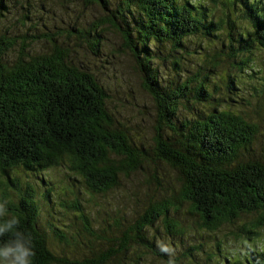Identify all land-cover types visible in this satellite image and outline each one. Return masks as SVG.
<instances>
[{
    "label": "trees",
    "instance_id": "1",
    "mask_svg": "<svg viewBox=\"0 0 264 264\" xmlns=\"http://www.w3.org/2000/svg\"><path fill=\"white\" fill-rule=\"evenodd\" d=\"M212 1L219 16L208 0H0V222L19 219L32 264H209L215 246L219 264H264V75L232 73L264 53V0ZM110 31L155 102L141 138L93 60ZM200 38L202 62L184 61Z\"/></svg>",
    "mask_w": 264,
    "mask_h": 264
},
{
    "label": "rangeland",
    "instance_id": "2",
    "mask_svg": "<svg viewBox=\"0 0 264 264\" xmlns=\"http://www.w3.org/2000/svg\"><path fill=\"white\" fill-rule=\"evenodd\" d=\"M208 1L211 6H213L216 15L219 16L220 12L215 7L213 1ZM219 7L222 11L224 10V7L220 3ZM108 40L112 42V49L113 46H115L116 50L115 52L112 50L111 54L110 50L106 47L102 57H94L93 60L96 62V69L101 77V81L106 83L109 93L112 94V98H110L109 103L116 104L115 108L120 113L122 119L125 120L126 124L129 125L128 127L131 128L132 135L141 138L143 136L144 122L152 123L153 125L155 123L153 122V118L155 116L154 112L156 109L154 106L155 102L153 101V97L150 96V94L147 93L143 88L142 76L136 67L134 57L132 56L130 50L128 48L120 49L121 42H123L121 37H119L114 31H110L108 33ZM207 43L208 40L204 38L197 39L196 42L193 43L190 42V46L188 48L190 53L187 54V58L184 61H189L192 58L193 63L194 61L201 63L202 55L199 52H195V46ZM212 43H214V41ZM215 44V46H218L217 43ZM255 51L258 50L256 49ZM107 53H110L111 55L107 56ZM218 70H221V67L218 68ZM232 73L241 77V79L247 80V78H250V82L256 81L258 78L264 75V53L254 54L249 64L242 68L233 67ZM243 93L247 95L250 93V91L249 89L244 90ZM159 166L161 165L159 164ZM14 174L17 177L22 178L23 181L28 176L27 171L23 168L17 172H14ZM67 174L68 169L65 166H61L58 170L52 172L51 176L55 178L56 183L61 185L62 180L67 177ZM37 183L39 182H36V184ZM52 187L54 195L57 197V195L61 192L58 187L54 185H52ZM8 189L5 190L4 194H1V197L6 195ZM11 190L13 191L14 195V190ZM76 192H78L80 195H83L84 192H86L87 195H94L96 193L91 192L88 183L80 181L79 179L76 184ZM110 193L111 192L109 191H102L101 198L104 202H109L112 204V197L110 196ZM18 194L19 191L16 195ZM60 200H62V198H60ZM76 215V211L70 210L66 214V220L74 221L77 219ZM221 246L224 248V250L231 249L226 243H221ZM170 251L172 252V247ZM184 257H187V255H184ZM207 260L209 264L223 263L222 257L216 250V246L208 251Z\"/></svg>",
    "mask_w": 264,
    "mask_h": 264
},
{
    "label": "clouds",
    "instance_id": "3",
    "mask_svg": "<svg viewBox=\"0 0 264 264\" xmlns=\"http://www.w3.org/2000/svg\"><path fill=\"white\" fill-rule=\"evenodd\" d=\"M6 215L4 204H0V217ZM17 217L0 222V235L13 232L14 239L9 243L0 246V264H32V258L35 256L30 236L16 229L19 224ZM15 230V231H14ZM162 252L169 253L168 246L158 244ZM168 264H175V261L169 259Z\"/></svg>",
    "mask_w": 264,
    "mask_h": 264
},
{
    "label": "bare ground",
    "instance_id": "4",
    "mask_svg": "<svg viewBox=\"0 0 264 264\" xmlns=\"http://www.w3.org/2000/svg\"><path fill=\"white\" fill-rule=\"evenodd\" d=\"M201 21L203 22L204 26L208 27L209 30L213 31L211 28H209V27H210V24L207 23V22H205V20H204L203 18H201ZM47 199H48V201H49L50 206L53 207L54 203H53V198L51 197V195H48ZM263 237H264V235H263ZM255 241H256L257 244H259L258 239H255ZM226 259H227V258H225V260H226ZM256 261H257V260H256ZM208 263H209V262H208Z\"/></svg>",
    "mask_w": 264,
    "mask_h": 264
}]
</instances>
